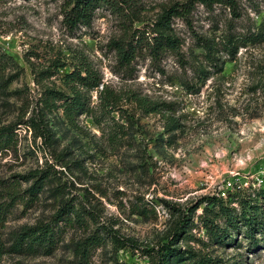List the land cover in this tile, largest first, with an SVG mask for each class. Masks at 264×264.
<instances>
[{"label":"rangeland","instance_id":"obj_1","mask_svg":"<svg viewBox=\"0 0 264 264\" xmlns=\"http://www.w3.org/2000/svg\"><path fill=\"white\" fill-rule=\"evenodd\" d=\"M68 1L0 0V264H150L181 227L183 251L264 264V235L247 237L243 225L255 209L264 219V39L235 56L222 49L230 32H262L264 0H236L239 17L200 0H116L122 13L101 5L75 30L64 23ZM170 9L188 15L168 32L180 50L153 59L152 29ZM199 37L218 42L217 66ZM129 42L140 48L127 68L119 48ZM84 61L116 106L103 110L93 91V115L45 108L43 91L67 92L64 76ZM45 71L53 75L42 80ZM37 174L45 184L30 197ZM219 204L236 210L238 229L226 227ZM58 211L54 250L16 251L20 232L53 224ZM209 221L229 230L226 241L211 238Z\"/></svg>","mask_w":264,"mask_h":264},{"label":"trees","instance_id":"obj_2","mask_svg":"<svg viewBox=\"0 0 264 264\" xmlns=\"http://www.w3.org/2000/svg\"><path fill=\"white\" fill-rule=\"evenodd\" d=\"M115 1L116 0H69L67 9L65 10L64 23L70 30L77 29L79 25L89 27L95 17L97 8L101 5H108L116 12L122 13V7ZM200 2L208 8H212L214 5H223L231 9L235 17H239L236 0H200ZM187 12L190 13L189 10H187ZM180 16L185 17L186 20H188V15H186L182 10L176 9L165 11L159 17L158 21L154 25V29H152L155 36H153L151 41L148 42V50L153 59H157L166 52H179L181 47L179 39L168 32L171 30L172 18ZM261 26V28H263L262 32H259L256 35L251 33L248 35H240L230 32L228 36L225 37L222 49L229 55L235 56L241 47H244L248 42L253 41V37H258L259 40L264 39V21ZM198 40L200 42L199 45H201V47H203L207 52L206 57L208 62L211 63V65L217 66L216 61L219 60L217 58V54L220 51L218 42L202 37H199ZM139 48L140 44H134L133 42H129L119 48V54L121 56L120 61L125 65V67H130L132 61L138 54ZM62 67H64V65ZM201 71L204 74L207 73L204 70ZM51 75L53 74L49 71L40 73L42 80L43 78ZM64 81L67 87V92L51 88H46L43 91L42 102L45 108H63L65 116H67L70 120H74L75 117L84 114L93 115L94 108L91 107L90 95L93 91H98L100 101L99 106L103 110L107 111L116 106L115 97L106 98L104 97V89L99 91L100 86L103 85V77L99 75L94 68L89 66L87 62L83 63L80 68L75 69L72 73L66 74L64 76ZM141 105L145 109L149 107L151 112H161L155 104H150L149 102L147 103L146 101L141 100ZM35 123L36 120L32 119L29 126L31 128H36L37 126ZM172 124H174V121L171 119L169 125ZM1 131L6 134V136H4L6 139H8L9 137L7 138V136L11 135L13 132L12 127L4 128ZM40 137H46V134L41 133ZM33 178L35 179L33 185L28 190L30 197H35L37 194L41 193L46 180L43 174L34 175ZM212 205L217 206V203L212 201ZM218 207L221 212V217L225 220L226 227L229 226V230L238 229L239 226L237 224L239 222L237 221V217L234 215L236 210L234 208H225L223 204H219ZM252 213L256 214V216L250 215L247 219L243 218V225L247 227L245 235L247 237H253L255 233L264 235V219L259 216L258 209H255ZM63 215V211H58L53 224L38 225L24 229L20 232L14 243L16 251H33L34 247L45 248L47 252L54 250L58 242L57 232L54 229V226H57L58 222L63 219ZM226 227L221 231L218 225H214V221H209V224H206V228L210 231L211 238L216 237L218 242H224L228 239L230 233ZM186 232L187 231H185L183 227L178 228L169 244H164L160 247V250L149 254L150 264H218L217 261L212 260L207 256H201L192 250L183 251L181 248L176 247L175 241L179 238V236L185 234ZM186 235H188V232ZM112 239L114 243L121 248L130 245V242L121 240L115 234H113Z\"/></svg>","mask_w":264,"mask_h":264}]
</instances>
